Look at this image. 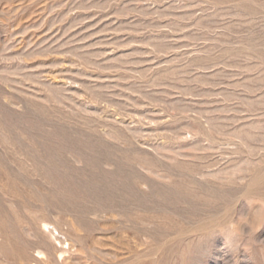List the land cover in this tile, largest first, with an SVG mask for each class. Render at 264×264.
Returning a JSON list of instances; mask_svg holds the SVG:
<instances>
[{"label":"rangeland","instance_id":"374dc122","mask_svg":"<svg viewBox=\"0 0 264 264\" xmlns=\"http://www.w3.org/2000/svg\"><path fill=\"white\" fill-rule=\"evenodd\" d=\"M0 264H264V0H0Z\"/></svg>","mask_w":264,"mask_h":264},{"label":"bare ground","instance_id":"6f19581e","mask_svg":"<svg viewBox=\"0 0 264 264\" xmlns=\"http://www.w3.org/2000/svg\"><path fill=\"white\" fill-rule=\"evenodd\" d=\"M44 225V224H43ZM45 226V225H44Z\"/></svg>","mask_w":264,"mask_h":264}]
</instances>
